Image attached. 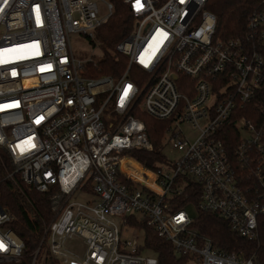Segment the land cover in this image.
<instances>
[{
  "label": "built area",
  "instance_id": "2783aa9c",
  "mask_svg": "<svg viewBox=\"0 0 264 264\" xmlns=\"http://www.w3.org/2000/svg\"><path fill=\"white\" fill-rule=\"evenodd\" d=\"M123 3L135 25L115 52L127 67L117 77H93L71 39L83 36L101 47L96 31L113 15L110 1L0 0V152L10 162L7 178L52 193V220L27 264H36L44 246L49 264H158L139 224L190 263L256 264L219 251L193 224L199 213H212L242 238H258L264 10L249 16L244 38L224 41L216 37L209 0ZM101 69L96 63V74ZM143 115L167 124L164 159L154 168L130 154L153 150ZM234 133L230 147L223 138ZM79 193L89 198L78 200ZM14 220L0 200V264L25 260V245L10 228Z\"/></svg>",
  "mask_w": 264,
  "mask_h": 264
},
{
  "label": "trees",
  "instance_id": "16d2710c",
  "mask_svg": "<svg viewBox=\"0 0 264 264\" xmlns=\"http://www.w3.org/2000/svg\"><path fill=\"white\" fill-rule=\"evenodd\" d=\"M108 1L113 4L114 12L109 20L96 31L97 40L104 52V59L99 62L102 69L97 74L96 63L91 62L89 72L93 77L96 75L117 77L127 67L125 56L116 53L115 50L116 46L132 33L135 25L134 16L123 0ZM207 9L217 19L216 37L224 41L236 40L245 37L249 16L255 11L264 10V0H209ZM254 108V104L247 106L242 116ZM142 119L147 127V135L153 145V150H131L130 154L139 162L146 164L148 168H154L157 161L164 159L162 156L163 137L167 124L146 115H143ZM237 138V134L234 133L229 137H224L223 140L232 147L236 144ZM9 172L10 162L7 156L0 152L1 205L15 217L10 228L25 245L23 264H27V262L31 263L44 236V231L52 220L50 203L52 193H40L28 187L19 176L9 179L7 178ZM189 194L190 191L187 190L185 195ZM191 200L197 202V199ZM185 201L184 197L179 198L177 206L181 208ZM137 227L143 233L145 247L158 258V264H190L188 256L177 255L173 245L159 237L153 229L145 224H139ZM193 228L210 238L214 247L219 251L235 254L245 260L254 258L256 264H264V217L258 218V238L255 241L242 238L231 230L225 220L212 213H199Z\"/></svg>",
  "mask_w": 264,
  "mask_h": 264
},
{
  "label": "rangeland",
  "instance_id": "374dc122",
  "mask_svg": "<svg viewBox=\"0 0 264 264\" xmlns=\"http://www.w3.org/2000/svg\"><path fill=\"white\" fill-rule=\"evenodd\" d=\"M101 9V14L103 16L108 15V11L106 9V7L104 5H101L100 7ZM71 44H72V49L74 52V55L77 59L85 61V62H95V63H99L101 61H103L104 59V52L103 49L101 47H94V45L92 43H90L85 37L83 36H73L71 39ZM184 131L186 133V135H190L191 130L186 127L184 128ZM166 155L174 160L177 156V154L175 152H173L169 147L166 149ZM78 200H85L87 198H89V196L79 193L78 195H76L75 197ZM191 214L193 215V211L191 212ZM133 234L130 232L126 235V238H132ZM149 257H155V255H153L152 253L148 254ZM49 253L47 250V247L44 246L40 252V255L37 259L36 264H49ZM54 264H61L59 260H54L53 262ZM193 264V263H190Z\"/></svg>",
  "mask_w": 264,
  "mask_h": 264
}]
</instances>
